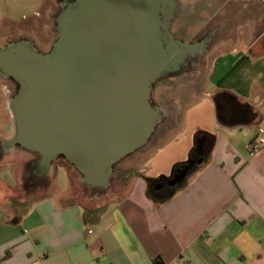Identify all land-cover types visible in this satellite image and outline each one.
I'll use <instances>...</instances> for the list:
<instances>
[{"label": "crops", "instance_id": "obj_1", "mask_svg": "<svg viewBox=\"0 0 264 264\" xmlns=\"http://www.w3.org/2000/svg\"><path fill=\"white\" fill-rule=\"evenodd\" d=\"M187 16L202 17L203 26L188 31ZM173 17L175 37L198 50L163 77L150 148L122 161L128 184L113 199L76 193L58 159L41 168L31 152L8 148L13 124L0 103V171L8 177H0V264H264V146L248 151L257 128L264 130V0H176ZM179 88V104L166 105ZM197 131L212 143L161 194L154 184L188 159ZM24 160L34 177L56 172L55 187L24 195Z\"/></svg>", "mask_w": 264, "mask_h": 264}, {"label": "water", "instance_id": "obj_2", "mask_svg": "<svg viewBox=\"0 0 264 264\" xmlns=\"http://www.w3.org/2000/svg\"><path fill=\"white\" fill-rule=\"evenodd\" d=\"M175 11L176 0H71L56 16L49 50L26 41L1 47L0 75L16 84L8 148L37 154L41 168L63 158L86 187L105 189L113 166L160 121L154 83L198 50L171 33ZM187 173L179 169L168 184Z\"/></svg>", "mask_w": 264, "mask_h": 264}, {"label": "rangeland", "instance_id": "obj_3", "mask_svg": "<svg viewBox=\"0 0 264 264\" xmlns=\"http://www.w3.org/2000/svg\"><path fill=\"white\" fill-rule=\"evenodd\" d=\"M41 1H43V0H5V2H4L5 7L3 6V8L5 9L7 19H6V22L4 25L9 27L10 24H13L15 21L14 25L17 27V29H19V28L20 29H26V31H29L30 33H32L31 35L34 36L35 42L37 43V45H34V46L44 48L46 45H43L41 43V41H42V38L45 37V35H46V32H47L46 24L49 22V20H48V16L45 13L46 12L45 9H41L42 8ZM44 4H45L44 8H46L51 3L49 0H45ZM187 17L193 21L192 23H194L193 27H191V26L188 27V31L193 33V31H196V29H198L200 26L201 27L203 26V25H200L201 24L200 21H201L202 17L198 16V17H194V19H192L191 16H187ZM176 19L177 18L172 17V19L170 21V23H171V30L170 31H172L171 33H173L174 36L178 37V35L173 30L175 28L174 25L176 23ZM183 20H184V18L181 21H183ZM187 22H189V21H186L183 23L186 24ZM4 25L2 24V26L0 28V35L8 30V29L4 28ZM41 36H43V37L41 38ZM185 66H187V64ZM185 66H183L180 69V71ZM162 81H164L163 78L158 79L154 83L155 85H153L154 89H153V92L151 94L152 95L151 97H152L153 103L156 106H158V103L160 101L158 98L159 97L158 94L160 95V93L161 94L163 93L160 90V89H163V87H162L163 84L161 83ZM15 91H16V85L10 79L3 78L0 76V103L6 105L9 101V99L11 98V96L15 93ZM182 91H183L182 88H179L178 91L175 90V92L172 91L170 96L165 98L166 105H168V106L178 105ZM5 114L8 115V112L7 113L5 112ZM1 118H2V116H1ZM4 128H6L7 130L8 129L10 130V127L7 123L4 124ZM164 137H166V135H164ZM145 148L148 150L150 148V146L149 147L146 146ZM2 150H4V147L2 145H0V152H2ZM15 150L18 153L19 152H21V153L23 152L24 154L26 153L25 152L26 150H24L20 147H17ZM147 150L145 151L146 153H147ZM135 155H136V153H135ZM35 157L36 156L34 155V159H36ZM127 157H130V155H127L126 157L122 158L119 162H117V164L115 165V172L113 175V179L111 178L109 185L105 189H100V190H94V189H90V188L86 187L81 182L80 175L78 174L77 171L76 172L74 171L72 166L68 165L65 161L59 160L58 162L60 164H63L68 169L69 178H70V185L72 186V189L76 193H79V194L80 193H86V194H90V195L100 194V195L104 196V199H110V198L113 199L115 196L117 197V195H121L124 188L128 184V181H126V179L123 178L122 172L118 171L122 167V164L124 163L122 161H124V159H126ZM26 161L27 160H24V162H23L24 175L22 176V192L24 195H26V196L31 195L32 197H34L37 194L40 195L42 192H45L47 189L50 190L51 187H55V185H56V180H55L56 179V176H55L56 172H54V174L51 177H49V176L48 177H41V178L34 177L33 175H31L30 171L28 170L30 163H27ZM140 161H141V159L138 160V162H140ZM126 166H127L126 170L127 169L129 170L130 168L135 167V164L128 165V163H127ZM7 168L9 169V167H7ZM116 168H117V170H116ZM27 172L29 173V175L26 174ZM25 174L28 176L27 178H26ZM0 177L6 178L8 180V177L6 176V173H5V169L3 171H0ZM9 180H10V182H12L11 179H9ZM58 185L60 188H63L62 182H59Z\"/></svg>", "mask_w": 264, "mask_h": 264}, {"label": "flooded vegetation", "instance_id": "obj_4", "mask_svg": "<svg viewBox=\"0 0 264 264\" xmlns=\"http://www.w3.org/2000/svg\"><path fill=\"white\" fill-rule=\"evenodd\" d=\"M49 1L51 4L48 5L46 8H44L45 7L44 6L45 0L41 1V3H42L41 9H45V11H46L45 13L48 16V20H49V22L46 24V28H47L46 35H45V37L41 36V38L43 37L41 43L43 45H46L44 48L34 46V45H37V43L35 42L34 36L31 35L32 33H30L29 31H26V29H20V28L17 29V27L14 25L15 21L13 24H10L9 27L4 25V28L8 29V30L0 35V48L3 46H6L7 44H10V43L26 41L33 48H35L37 51L45 52V51L49 50L50 47L52 46L53 42L55 41L56 37H57L56 16L60 13V11L63 9V7L66 5V3L68 1H71V0H49ZM204 35H205V33L200 38H203ZM199 39H197V40H199ZM152 134H151V136H152ZM151 136L149 137L148 141L142 147L138 148L137 150L133 151L132 153H130L128 155H135V153H136V155H139V154L144 153V151L146 150L145 147L147 146ZM31 154L35 155L36 156L35 158L37 159V157H38L37 154H35V153L34 154L31 153ZM115 165L113 166L112 179H113V175L115 172ZM28 170L31 171L30 167L28 168ZM116 170H117V168H116ZM118 171L121 172L120 170H118ZM37 178H41V177H37ZM169 179H170V177L160 178L154 184V189L156 188V186H159V188H156V189H159L161 194L168 195L172 191V186H174V185L168 184Z\"/></svg>", "mask_w": 264, "mask_h": 264}, {"label": "trees", "instance_id": "obj_5", "mask_svg": "<svg viewBox=\"0 0 264 264\" xmlns=\"http://www.w3.org/2000/svg\"><path fill=\"white\" fill-rule=\"evenodd\" d=\"M212 140H213V136L212 135H210L208 133H205L203 131H197L195 133V136H194V144H193V146H192V148H191V150L189 151V154H188V159L184 163L176 164L173 167V169H172L171 175L175 174L180 168H183V167H188V174H190V172H192L194 170V166L196 164V162L191 163V161L192 160L196 161L197 159H199V156H201V155H199L200 151L203 150L204 147H206L207 143H209V145H210L212 143ZM202 142H203V145H201ZM58 160L65 161L63 158H58ZM65 162L68 165L72 166L67 161H65ZM149 191L151 192L152 189L150 188ZM155 262L158 264L157 261H155Z\"/></svg>", "mask_w": 264, "mask_h": 264}, {"label": "built area", "instance_id": "obj_6", "mask_svg": "<svg viewBox=\"0 0 264 264\" xmlns=\"http://www.w3.org/2000/svg\"><path fill=\"white\" fill-rule=\"evenodd\" d=\"M264 146V130L257 128L255 136L248 143V151L252 154L257 153Z\"/></svg>", "mask_w": 264, "mask_h": 264}]
</instances>
